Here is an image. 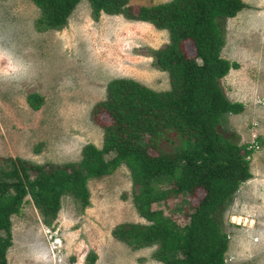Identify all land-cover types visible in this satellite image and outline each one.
I'll return each mask as SVG.
<instances>
[{
    "label": "rangeland",
    "instance_id": "1",
    "mask_svg": "<svg viewBox=\"0 0 264 264\" xmlns=\"http://www.w3.org/2000/svg\"><path fill=\"white\" fill-rule=\"evenodd\" d=\"M165 1L129 4L136 10ZM243 1L247 7L221 22L225 42L220 55L239 67L219 81L230 101L244 105L241 113L225 115L224 126L236 133L237 144L252 145L255 134L259 148L250 155L252 177L222 207L219 220L228 233L226 260L264 264V0ZM40 15L30 0H0V158L77 161L87 143L102 146L103 129L91 110L104 99L109 80L128 77L155 90L169 87L167 72L157 68L151 53L168 42V32L122 15L101 12L95 20L88 0H80L60 28H41ZM182 48L194 55L190 40ZM99 121L109 118L101 113ZM131 184L124 164L88 179L89 204L79 211L63 195L50 225L26 194L10 218L9 264H163L158 243L132 245L112 232L121 222H145L134 208ZM203 193L198 188L155 207L183 224V208L196 204ZM57 230L61 245L55 244Z\"/></svg>",
    "mask_w": 264,
    "mask_h": 264
},
{
    "label": "trees",
    "instance_id": "2",
    "mask_svg": "<svg viewBox=\"0 0 264 264\" xmlns=\"http://www.w3.org/2000/svg\"><path fill=\"white\" fill-rule=\"evenodd\" d=\"M30 1L41 10L37 21L41 28H60L80 0ZM88 2L95 20L103 12L167 30L168 42L151 53L157 68L167 72L169 87L155 90L128 77L109 80L104 99L91 110L103 129L102 146L87 143L77 161L38 164L0 158V264H9L10 218L26 194L50 225L63 195L82 211L89 204L88 179L111 173L120 164L129 170L132 202L145 222H121L112 230L116 238L132 245L158 243L163 264H246L225 259L228 233L219 213L240 184L252 177L254 148L237 144L236 133L224 126L225 115L241 113L244 105L230 101L219 80L239 67L220 55L225 42L221 22L247 4L168 0L134 10L129 0ZM185 40L191 41L193 56L185 54ZM101 113L108 122L99 121ZM198 188L203 196L183 208V224L155 207ZM95 256L91 252L88 258Z\"/></svg>",
    "mask_w": 264,
    "mask_h": 264
},
{
    "label": "clouds",
    "instance_id": "3",
    "mask_svg": "<svg viewBox=\"0 0 264 264\" xmlns=\"http://www.w3.org/2000/svg\"><path fill=\"white\" fill-rule=\"evenodd\" d=\"M258 137V136H257ZM257 137H256V142H257V144H258V148H259V142L257 141ZM251 144H248V146L247 147H249ZM249 148H251V146L249 147ZM252 148H254V147H252ZM258 148H254V149H258ZM61 208V207H60ZM58 214V213H57ZM47 227H50V226H47ZM51 231V230H50ZM55 235V238H54V240H55V244H59L60 243V245H61V243H62V241H61V237L59 236V233H58V230L56 231V233L54 234ZM227 238H228V235H227ZM53 240V241H54ZM57 240H60V241H57ZM57 249L58 248H55L54 250L55 251H57ZM225 259H227L226 257H225ZM57 261H60V260H58V258H57ZM228 261V260H227ZM229 262H231V261H229ZM57 263V262H56ZM233 263V262H232Z\"/></svg>",
    "mask_w": 264,
    "mask_h": 264
},
{
    "label": "built area",
    "instance_id": "4",
    "mask_svg": "<svg viewBox=\"0 0 264 264\" xmlns=\"http://www.w3.org/2000/svg\"><path fill=\"white\" fill-rule=\"evenodd\" d=\"M255 136H256L255 134L252 135V141H253V142H252V145H250V146H251V147H254V148H258V144H257V142H256V140H255ZM250 146H249V147H250Z\"/></svg>",
    "mask_w": 264,
    "mask_h": 264
},
{
    "label": "bare ground",
    "instance_id": "5",
    "mask_svg": "<svg viewBox=\"0 0 264 264\" xmlns=\"http://www.w3.org/2000/svg\"><path fill=\"white\" fill-rule=\"evenodd\" d=\"M57 241H59V240H57ZM51 248L53 249V248H55V247H53V246H52ZM52 249H51V251L53 252V250H52Z\"/></svg>",
    "mask_w": 264,
    "mask_h": 264
}]
</instances>
